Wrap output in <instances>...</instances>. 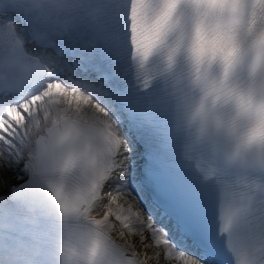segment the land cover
<instances>
[{"label": "snow or ice", "instance_id": "snow-or-ice-1", "mask_svg": "<svg viewBox=\"0 0 264 264\" xmlns=\"http://www.w3.org/2000/svg\"><path fill=\"white\" fill-rule=\"evenodd\" d=\"M150 262L264 264V0H0V264Z\"/></svg>", "mask_w": 264, "mask_h": 264}, {"label": "bare ground", "instance_id": "bare-ground-1", "mask_svg": "<svg viewBox=\"0 0 264 264\" xmlns=\"http://www.w3.org/2000/svg\"><path fill=\"white\" fill-rule=\"evenodd\" d=\"M130 239H135L134 237H132V238H130ZM138 251L140 250V249H137ZM161 264H163V262H161Z\"/></svg>", "mask_w": 264, "mask_h": 264}]
</instances>
